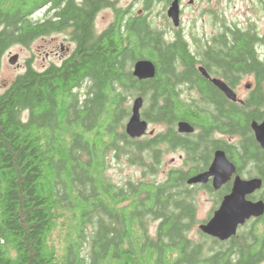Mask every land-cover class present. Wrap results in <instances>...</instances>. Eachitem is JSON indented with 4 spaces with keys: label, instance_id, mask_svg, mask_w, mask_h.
I'll use <instances>...</instances> for the list:
<instances>
[{
    "label": "trees",
    "instance_id": "obj_1",
    "mask_svg": "<svg viewBox=\"0 0 264 264\" xmlns=\"http://www.w3.org/2000/svg\"><path fill=\"white\" fill-rule=\"evenodd\" d=\"M43 6L54 11V21L33 18ZM99 6L98 0H0V68L12 45L45 33L68 30L75 42L61 65L40 71L27 60L0 93V264H259L264 214L229 240L202 235L194 241L191 205L181 185H171L184 180L183 173L156 183L145 168L124 185H111L105 173L110 152L139 165L145 155L152 159L150 140L136 144L124 129L125 102L141 95L148 123L185 119L205 140L213 129L241 135L235 159L246 160L264 180V150L249 125L263 114L264 90L245 106L225 103L196 67L222 70L228 81L251 75L264 86V33L253 23L242 27L219 17V28L197 40L193 53L180 35L166 40L144 18L97 32ZM141 58L155 64L153 78L132 74ZM182 82L205 84V100L216 108L180 99L174 85Z\"/></svg>",
    "mask_w": 264,
    "mask_h": 264
},
{
    "label": "flooded vegetation",
    "instance_id": "obj_2",
    "mask_svg": "<svg viewBox=\"0 0 264 264\" xmlns=\"http://www.w3.org/2000/svg\"><path fill=\"white\" fill-rule=\"evenodd\" d=\"M76 1L78 3H81L83 0H76ZM98 2L100 6L95 16L94 25L96 22V18L99 15V13H101V11L108 10L111 12V15L113 17L105 25L104 28H102L99 31L96 29L97 32H101L111 25L112 26L119 25L121 29H125L126 25H130V24L135 26L139 22L138 20L140 18H144L146 22L150 23L147 11L150 10L151 6H153L154 3H162L163 4L162 14L164 15L167 21L166 26L168 29L157 28V30L162 33L164 39L173 41L177 35H180L182 38L185 39L184 41L186 42L189 50L192 51L193 53L196 52L197 50V43H198L197 40H203V38H200L199 35L197 38H195L194 36L189 35V33H193L194 31L199 32V30H201L204 27V16L206 14L205 0H98ZM173 5L176 6V10L178 14V25H175L172 18L169 17L168 15V10ZM40 10L45 11L44 17L40 20L41 22L48 20L54 21L55 18L52 17L54 11L50 10L48 6H43ZM219 26H220L219 22L215 23L214 30L216 31L219 28ZM63 32L67 33L65 35V38L69 39L68 45L65 47L62 41H58L57 42L58 47L60 48L59 51H55V50L46 51L45 56L49 57L50 56L49 54L57 55L59 60L57 61L49 60V62L47 63H42V69L40 71L47 69L50 65L53 64L61 65L63 61L67 60L72 55L75 48V42L70 39L68 35V30L66 31L61 30L58 32L55 31L51 33H63ZM51 33L50 32L45 33L43 35H40L39 37H44ZM168 34L170 35L169 38L167 37ZM67 50L69 51L67 53H64ZM179 66L182 67L181 65ZM199 66L202 65L196 64L198 71H199ZM132 69H133V65L131 67V70ZM221 73L222 70H214L213 72H208L210 77H217L225 81V83L235 93L236 95L235 101L227 97V95L223 93L218 87H216L209 78L204 77L200 72L202 80H204L205 82H209L216 89L219 98L222 99L225 103H237L240 104L241 106H245L246 104L249 103V101H251V98L254 97L255 92L258 88L264 90V86H256L255 81L252 79L251 75L248 76L251 77L252 82L246 83L244 84V86H242L241 84L242 79L239 82H237L235 79L228 81L221 75ZM204 85L205 84L200 86L189 85L187 83L182 82L181 84L174 85V90L177 92L178 97L184 101L190 102L191 99H197V101H202V103L207 105L209 108L215 109L216 108L215 103L211 101L207 102L205 100V99H209L210 96L208 94H205V91H208V88L206 86L204 87ZM81 91L82 93L85 91L84 87H82ZM217 95L215 94V96ZM205 110L206 109H204L203 111ZM261 111L263 112V114L260 116L259 120H251L249 125L253 140L256 142L257 146H259L262 150H264L255 139L253 130L251 128L252 121H257L258 123H260L264 119V108ZM129 116L126 118V122ZM141 118L144 119L142 117V109H141ZM181 120H185V119H176L174 121V124L171 126H168L162 122H152L150 124H152L153 128L148 129L152 131V133L146 132L140 137H130L126 134L130 138V141H134L136 142V144H140L144 140H150V145H152V159L149 160L148 156L145 155V159H142L143 160L142 165L131 163L129 159H127L128 163L132 165H138L141 168L139 178L142 177V174L144 173L143 170L145 168L151 171L148 178L150 177L151 179H154L156 183H164L166 182L167 178L169 177L172 178L173 175H176L178 173H183L184 180L180 182L176 178L175 181L173 180V183L171 185H175V184L181 185L180 189H181L182 199L184 200L185 203H187L188 206L191 205L193 216L198 215V207H199V203H201L200 201H207V200L211 202V208L209 209L208 214L206 216H209V218L213 216L214 211L219 207L224 196L228 195L231 192L236 176H239L243 180H248L254 177L261 178L262 179L261 188L254 191L251 194H248L246 198L251 200H258V199L264 200L263 198L264 195L261 194L260 192L262 191L264 185V180L261 177V175L258 172L253 171L251 169V164L248 163L246 160L237 161L235 159L236 157L235 151L238 153L237 145H239L242 140L241 135H238L236 133H231L228 131H221L219 129H213V131L209 134L208 139L205 140L204 138L199 137V133H200V131H198L199 128L194 127L190 122L189 123L194 127L193 132L191 133L179 132L178 122ZM154 126H158L160 128H156ZM148 127H149V123H148ZM207 141L209 142L208 144H206ZM216 142L217 145L215 146ZM221 144L227 145L228 150L226 151L224 148H222ZM194 147L198 148L197 150L198 154H193L192 156H190V151H192ZM217 150H222L224 152L226 158L234 165L235 171L218 188L214 187L212 175L209 176L208 179L204 182L200 181V182L189 183L188 180L190 177L198 173L205 172L209 169L213 161L214 154ZM111 153L114 154L113 152ZM159 174L161 175L163 174V176H165L164 180L158 179ZM139 178L137 179L128 178L124 183L121 184L117 182L114 183L109 179L108 181L110 182L111 185H124L127 184L128 180L137 181ZM189 211L190 208L188 209L186 216H189L191 214V212ZM143 216H152V215L145 214ZM209 218L201 220L200 222L197 223V225H193L190 231L188 232V236L195 241L198 240L199 236L205 235L208 236L209 238L221 242L229 240L232 237L231 236L226 240H219L218 238L211 237L203 233L199 229V225L205 223ZM257 219L258 218H253V217L248 219L247 221H245L243 225H240L237 228V232L243 226L247 225L249 222H252ZM194 227H197V229H195V232L197 234L196 238H193L191 236ZM261 262H264V259Z\"/></svg>",
    "mask_w": 264,
    "mask_h": 264
},
{
    "label": "rangeland",
    "instance_id": "obj_3",
    "mask_svg": "<svg viewBox=\"0 0 264 264\" xmlns=\"http://www.w3.org/2000/svg\"><path fill=\"white\" fill-rule=\"evenodd\" d=\"M162 3H154L151 6L148 12L149 22L154 28L168 29L166 24L167 21L162 14ZM206 14L204 16V27L199 30V32L194 31L189 33V35L194 36L195 38L200 36L205 40L206 37L214 34V24L219 21V17H224L226 22L236 23L240 26H247L249 23H253L255 28L260 32L264 33V6L262 5L261 0H205ZM45 15L44 10H39L35 13L33 18L35 20H41ZM111 12L108 10L101 11L96 18L95 26L99 31L105 27V25L112 19ZM186 18V17H185ZM67 33H51L44 37H36L27 45L15 44L12 45L3 55L2 64L0 68V93L10 84L14 77L23 72L27 60H31L34 68L41 70L42 63H47L49 60L57 61L58 56L49 54L50 56H45L46 51H59L58 41H62L66 47L69 43V39L65 38ZM169 38L170 35L168 34ZM65 40V41H64ZM57 43V44H56ZM194 50V49H193ZM67 50L64 53H67ZM12 54H17V60L15 64H10L8 58ZM62 54V53H61ZM252 79L250 76H245L242 79V86L246 83H251ZM82 92V91H81ZM128 97L125 105L129 108L131 107L133 98ZM142 109V108H141ZM126 122V119H125ZM124 122V123H125ZM160 128L158 126H154ZM153 128L152 124L149 123L148 129ZM168 160V158H167ZM141 168L138 165H132L127 162V158L124 155L108 153L107 156V167H106V176L109 180L114 183H124L126 179H137L140 177ZM154 177V176H152ZM165 176L159 174L158 179L164 180ZM264 195V189L260 191ZM198 207V215L195 216V224L201 220L209 218L206 216L209 209L211 208L210 201H200ZM250 222L247 224V226ZM155 222H151L149 225V233L152 234L154 230ZM246 226H243V230ZM90 229V227H89ZM197 227H194L191 236L193 238L197 237L195 232ZM240 231V230H239ZM261 262L260 264H263Z\"/></svg>",
    "mask_w": 264,
    "mask_h": 264
},
{
    "label": "water",
    "instance_id": "obj_4",
    "mask_svg": "<svg viewBox=\"0 0 264 264\" xmlns=\"http://www.w3.org/2000/svg\"><path fill=\"white\" fill-rule=\"evenodd\" d=\"M168 15L172 18L174 24L178 25V14L175 5L169 8ZM17 57V54H12L8 58V62L15 64ZM199 71L204 77L209 78L227 97L231 100H236L235 93L225 81L217 77H210L203 66H199ZM155 73L156 66L149 59L141 58L133 64L132 74L138 79L153 78ZM142 106L143 97L137 95L132 100L130 116L124 126L126 134L130 137H140L146 132L152 133V131L148 130V122L141 118ZM251 128L255 139L264 149V119L260 123L252 121ZM178 130L179 132L191 133L194 131V127L188 121L181 120L178 122ZM234 171V165L226 158L224 152L217 150L209 169L190 177L188 182H204L212 175L214 187L218 188ZM261 186L262 179L259 177L243 180L239 176H236L231 192L224 196L219 207L214 211L213 216L205 223L200 224L199 229L211 237L226 240L235 235L237 228L248 219L261 217L264 214V200L246 198L248 194L260 189Z\"/></svg>",
    "mask_w": 264,
    "mask_h": 264
}]
</instances>
